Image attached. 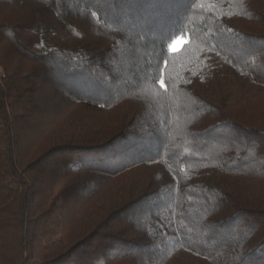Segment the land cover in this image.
Masks as SVG:
<instances>
[{"label":"trees","instance_id":"trees-1","mask_svg":"<svg viewBox=\"0 0 264 264\" xmlns=\"http://www.w3.org/2000/svg\"><path fill=\"white\" fill-rule=\"evenodd\" d=\"M0 264H264V0H0Z\"/></svg>","mask_w":264,"mask_h":264},{"label":"snow or ice","instance_id":"snow-or-ice-1","mask_svg":"<svg viewBox=\"0 0 264 264\" xmlns=\"http://www.w3.org/2000/svg\"><path fill=\"white\" fill-rule=\"evenodd\" d=\"M172 38H173V36L172 35H169L168 39L171 40ZM180 43H183V41H180Z\"/></svg>","mask_w":264,"mask_h":264}]
</instances>
